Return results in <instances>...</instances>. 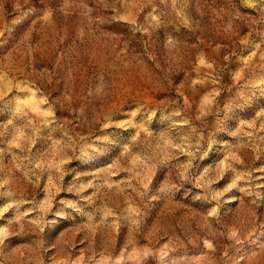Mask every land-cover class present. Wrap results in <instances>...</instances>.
<instances>
[{
    "label": "rangeland",
    "instance_id": "374dc122",
    "mask_svg": "<svg viewBox=\"0 0 264 264\" xmlns=\"http://www.w3.org/2000/svg\"><path fill=\"white\" fill-rule=\"evenodd\" d=\"M0 264H264V0H0Z\"/></svg>",
    "mask_w": 264,
    "mask_h": 264
}]
</instances>
